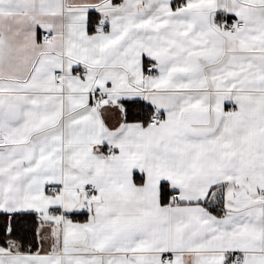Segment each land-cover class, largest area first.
<instances>
[{"label":"snow or ice","instance_id":"6c2138e0","mask_svg":"<svg viewBox=\"0 0 264 264\" xmlns=\"http://www.w3.org/2000/svg\"><path fill=\"white\" fill-rule=\"evenodd\" d=\"M0 264H264V0H0Z\"/></svg>","mask_w":264,"mask_h":264}]
</instances>
